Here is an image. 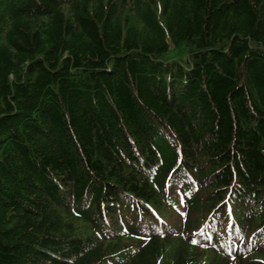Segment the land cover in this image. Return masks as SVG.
<instances>
[{"label": "trees", "instance_id": "obj_1", "mask_svg": "<svg viewBox=\"0 0 264 264\" xmlns=\"http://www.w3.org/2000/svg\"><path fill=\"white\" fill-rule=\"evenodd\" d=\"M0 264H264V0H0Z\"/></svg>", "mask_w": 264, "mask_h": 264}, {"label": "rangeland", "instance_id": "obj_2", "mask_svg": "<svg viewBox=\"0 0 264 264\" xmlns=\"http://www.w3.org/2000/svg\"><path fill=\"white\" fill-rule=\"evenodd\" d=\"M65 10V9H64ZM67 12V11H66Z\"/></svg>", "mask_w": 264, "mask_h": 264}]
</instances>
